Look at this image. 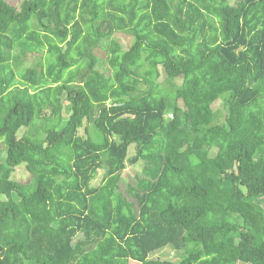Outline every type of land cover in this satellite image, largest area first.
Listing matches in <instances>:
<instances>
[{"label":"trees","instance_id":"trees-1","mask_svg":"<svg viewBox=\"0 0 264 264\" xmlns=\"http://www.w3.org/2000/svg\"><path fill=\"white\" fill-rule=\"evenodd\" d=\"M19 3L0 0V264H264V0Z\"/></svg>","mask_w":264,"mask_h":264},{"label":"rangeland","instance_id":"rangeland-1","mask_svg":"<svg viewBox=\"0 0 264 264\" xmlns=\"http://www.w3.org/2000/svg\"><path fill=\"white\" fill-rule=\"evenodd\" d=\"M10 3L12 4H15L17 3L18 5H20L19 2H21L22 0H8ZM113 39L118 41V42H121L123 44L124 47H129L133 41H134V37L132 36V34H128V33H125L123 31H117L116 34L113 36ZM95 53L100 56L102 59L106 58L107 56V51L102 49V48H97L95 50ZM44 56H45V53L41 52V53H34V54H25L22 59L24 60L23 61V65L24 66H35L36 64H38L42 59L44 60ZM209 60L206 62V66L207 67H211L214 62L216 61V59L214 60L213 58H208ZM107 68L110 70L112 67L109 66V63L107 64ZM113 72H111V75H112ZM166 77V74L164 71H162V75H161V80L164 79ZM181 82V81H179ZM244 82V75L243 74H238L236 75L233 79H231L230 81H228V84L231 86V87H234V88H237L239 87L242 83ZM43 93L41 95V97H44L47 93H48V89H43L42 90ZM136 104H140L139 102H137ZM157 122H153L152 125L154 126H157ZM98 137V138H101L102 135L100 133H98L97 131L94 132L93 131V135ZM159 144L158 142H154V144L152 145L153 148H158ZM20 172H24V171H27L25 167H22L20 168L19 170ZM134 173L135 174H139V168L135 167L133 169ZM28 172V171H27ZM17 173V172H16ZM29 179V178H28ZM21 180H26V177L25 178H22ZM152 258H161V259H171L173 261H177L180 259V256L179 254H177L175 251L172 250L171 247H166V248H163L159 251H157L153 256ZM131 264H139V263H136V262H131Z\"/></svg>","mask_w":264,"mask_h":264}]
</instances>
